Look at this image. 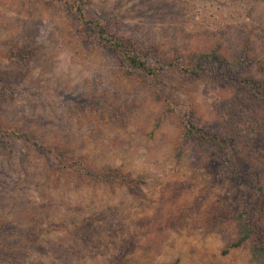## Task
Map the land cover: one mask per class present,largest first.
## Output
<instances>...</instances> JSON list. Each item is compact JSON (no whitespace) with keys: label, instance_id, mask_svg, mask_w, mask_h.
Returning a JSON list of instances; mask_svg holds the SVG:
<instances>
[{"label":"rangeland","instance_id":"obj_1","mask_svg":"<svg viewBox=\"0 0 264 264\" xmlns=\"http://www.w3.org/2000/svg\"><path fill=\"white\" fill-rule=\"evenodd\" d=\"M81 6L83 18L160 57L192 61L214 50L239 68L162 74L160 85L127 76L65 4L0 0V85L13 86L0 88V125L33 132L87 166L142 180L138 193L75 181L52 168L48 153L0 132V264H257L250 240L231 245L235 214L258 197L251 174L232 179L222 166L214 180L217 147L181 141L178 117L232 136L241 170L264 187V101L251 103L239 88L242 78L264 82V0Z\"/></svg>","mask_w":264,"mask_h":264},{"label":"trees","instance_id":"obj_2","mask_svg":"<svg viewBox=\"0 0 264 264\" xmlns=\"http://www.w3.org/2000/svg\"><path fill=\"white\" fill-rule=\"evenodd\" d=\"M58 3L65 4L74 11L77 20L81 24H89L94 31L95 45L107 50L115 59L117 68L125 75H138L147 81H156L162 84L159 76L169 73L179 77L197 76L205 68L209 73L221 75L231 73L239 68V61L235 64L220 58L214 50H202L194 55V59L184 60L179 54L169 57H160L155 50L139 44L133 37H121L112 33L106 26L98 21L85 19L82 17L81 8L85 0H56ZM18 52V51H17ZM20 54V52H18ZM206 66V67H205ZM244 82L240 83L239 88L244 93L246 99L251 103L262 100L264 101V82L253 81L251 79L242 78ZM0 88L4 92L12 90V85L1 84ZM155 92V98H160L159 92L152 88ZM164 97V96H162ZM180 140L195 139L200 144L217 147L220 162L211 163V172L213 179L220 177V168L223 166L228 171L229 178L241 179L246 174H251L253 187L258 189V197L254 201L246 203L236 214L237 221V239L231 245H238L244 240L249 242V260L257 264H264V187L256 182L257 174L241 170V164L238 160V148L232 136L225 135L214 129L198 125L191 117L180 115L178 117ZM0 132L7 139L19 137L25 141L30 149H34L41 154L48 153L52 157L55 164L52 168H56L57 173L69 175L75 181H97L101 180L106 183H115L124 185L128 191L138 193V183L142 182L140 178H133L124 173L119 168L109 166H87L84 163L65 156L60 149H57L33 132H27L15 127L0 125ZM181 143L178 144L175 155L181 153ZM247 171V170H246Z\"/></svg>","mask_w":264,"mask_h":264}]
</instances>
